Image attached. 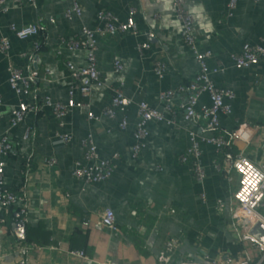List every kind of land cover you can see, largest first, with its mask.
Wrapping results in <instances>:
<instances>
[{
    "label": "crops",
    "instance_id": "1",
    "mask_svg": "<svg viewBox=\"0 0 264 264\" xmlns=\"http://www.w3.org/2000/svg\"><path fill=\"white\" fill-rule=\"evenodd\" d=\"M77 1L80 14L70 17L64 13L70 0H4L6 10L0 12V34L9 40L7 53L0 52V135L5 134L12 145L4 157L3 182L18 197L7 214L0 209V264H17L10 248L15 242H23L26 225L38 226L43 235L41 243H33L36 247L24 252L26 264H159L157 253L169 237L176 239V247L164 264H176L181 257L199 260L204 253L223 259L245 252L254 263L259 258L256 246L239 238L240 229L231 218L237 207L232 197L237 174L228 166L218 169L213 165L221 162L222 152L212 143L198 140L201 179L176 155L189 143V128L201 137L223 135L228 140L224 150L230 154L241 150L264 170V58L235 67L229 57L243 42L264 38V0H236L229 16L224 15L227 0H184L192 15L196 49L209 50L206 63L210 70L221 68L211 71L210 78L217 87L233 92L232 97H223L230 103V112L218 113L213 129L206 127L205 118H183L179 105L185 91L172 97L173 114L158 98L160 90L186 82L198 70L192 51L182 42L180 21L170 0ZM129 6L135 7V32L96 37V65L102 84L91 87L84 98L87 106L69 108L59 124L39 100L42 95L65 100L70 83L65 61L76 66L85 62L83 49L67 48L59 37H76L81 26H100L95 16L100 8L124 20ZM10 22L16 26L33 23L38 31L18 38L8 28ZM209 22L212 30L206 31L202 25ZM35 41L39 45L31 61ZM141 41L148 46L138 52L135 43ZM114 58L122 64L116 73L111 68ZM157 58L168 66L161 76L152 70ZM8 63L17 65L23 74L32 66L38 71L26 97L37 106L15 126L8 122L10 108L17 100L6 80ZM117 82L131 99L122 129L117 126L119 114L114 118L101 114L109 98L106 86ZM73 96L82 98L75 90ZM137 100L146 101L170 121L149 120L145 143L136 156H131ZM208 103L207 94L201 93L196 106ZM88 109L97 117L87 118ZM243 124H257L259 129L246 142L228 138L230 130ZM63 132L70 135L67 142L54 138L55 133ZM87 133L96 145L98 158L117 152L112 158V173L101 181L88 182L71 173L76 161L85 162L80 139ZM49 158L54 161L49 163ZM104 208L112 210L114 228L100 223L99 212ZM9 215L24 219L23 238L12 230L14 221ZM257 232L264 236L263 230Z\"/></svg>",
    "mask_w": 264,
    "mask_h": 264
},
{
    "label": "built area",
    "instance_id": "2",
    "mask_svg": "<svg viewBox=\"0 0 264 264\" xmlns=\"http://www.w3.org/2000/svg\"><path fill=\"white\" fill-rule=\"evenodd\" d=\"M17 2L18 0H14ZM175 15L180 21V34L182 42L192 51L195 60L198 63L196 74L184 83H179L175 87L164 88L158 92V98L163 100L165 109L171 114L174 113L171 99L174 94L185 91V99L180 102L179 109L185 119L205 118L206 127L213 129L218 124V113L230 112V103L225 102L223 97L230 98L233 96L232 90L228 88L217 87L209 73L221 70L220 67L214 66L211 70L208 68L206 58L209 56V50L199 51L194 44L192 34V15L184 7V0H170ZM257 1V0H254ZM236 0H227L224 15L229 16ZM6 10L4 0H0V12ZM81 6L77 0H70L69 6L65 9V15L70 17L80 14ZM134 6L127 8V14L124 20H119L117 16L109 10L100 8L95 12L96 18L101 22L100 26L87 27L81 26L76 37L63 38L59 37L61 42L70 49L81 48L85 52V62L83 65L76 66L71 61L66 60L64 65L66 75L70 80L67 87V96L65 100L52 99L48 95H42L39 103L41 106H48L54 116L61 124V118L69 108L87 106L88 102L84 99L88 96L93 85H101L102 78L100 70L96 65V37L104 34H114L119 31L135 32V22L133 19ZM8 28L18 38H25L33 35L38 31L37 25L33 23L22 24L16 26L13 22L8 23ZM38 46V42H34L30 60L34 61V50ZM148 46L146 41L136 42L135 48L138 52ZM9 48V40L5 35L0 34V52L7 53ZM33 57V58H32ZM230 59L235 67H242L257 63L260 58H264V38L258 42H243L237 51L230 52ZM113 72H119L122 64L118 58H114L111 62ZM168 66L159 58L153 61V72L156 76H161ZM38 76L36 67H29L26 73H22L17 65L8 63L7 66V84L13 93L17 96L16 102L9 111L8 122L10 126L18 124L25 113L36 108V104L26 97L30 93L31 82ZM109 91L107 103L102 107L101 114L108 118H114L117 114V126L124 128L126 126V109L131 103V99L126 97L121 90V82L106 86ZM74 90L77 91L82 98H74ZM201 93H206L209 99L208 104H200L198 106V97ZM135 120L132 129L133 142L131 144V156H136L144 145L148 129L146 124L149 120H166L164 114L157 108L149 105L144 100H137L135 103ZM87 118H96L97 115L91 110H86ZM170 121V120H169ZM259 129L255 125H240L228 132V138H234L241 141H248L250 137ZM28 135L26 130L24 137ZM188 145L186 148L177 153L178 161L188 162L194 176L201 179L203 169L200 163V150L198 140L204 139L213 144L216 150L222 152L221 162H214L216 168L230 167L237 174V185L232 192V197L236 201L237 207L231 212V218L235 226H238V236L242 240H246L254 244L259 252V258L252 263L250 255L245 252L241 256H226L223 259L210 258L204 253L199 260L181 257L176 264H261L264 259V242H261L256 236L252 235L249 230L254 224H261L264 227V170L251 161L247 155L241 150L230 154L224 150L228 145V140L221 134H211L207 137H201L192 129H187ZM54 138L61 142H67L70 135L66 132L55 133ZM82 147V155L85 162L76 161L72 168V175L88 182L101 181L106 179L114 169L112 158L117 157V152H113L108 158H98L96 145L91 134L87 133L80 139ZM12 145L5 134L0 135V209L3 214H7L10 206L16 202L17 193L7 188L3 182L4 176V157L10 153ZM54 158H49L48 162L52 163ZM200 195H202L200 193ZM23 218L17 220V223L23 225ZM99 221L101 224L114 228L115 222L113 212L110 208H104L99 212ZM85 223V222H84ZM36 247L33 243L15 242L10 248L14 252L15 262L17 264H26L24 252L29 247ZM176 247V239L169 237L163 243L160 251L157 253L156 260L159 264H164L172 257ZM78 254H82L81 250H75Z\"/></svg>",
    "mask_w": 264,
    "mask_h": 264
},
{
    "label": "trees",
    "instance_id": "3",
    "mask_svg": "<svg viewBox=\"0 0 264 264\" xmlns=\"http://www.w3.org/2000/svg\"><path fill=\"white\" fill-rule=\"evenodd\" d=\"M39 45V44H38ZM38 47V46H37ZM36 47V48H37ZM35 48V49H36ZM10 216V215H9ZM11 217V216H10ZM10 217H8L9 219H11ZM14 222H17V220L19 219L18 217H14L12 218ZM15 219V220H14ZM43 235L40 233V228L38 226H27L25 227V231H24V237L25 239L23 240V242L25 243H34V244H39L41 243L39 238H41ZM46 241V240H44Z\"/></svg>",
    "mask_w": 264,
    "mask_h": 264
},
{
    "label": "water",
    "instance_id": "4",
    "mask_svg": "<svg viewBox=\"0 0 264 264\" xmlns=\"http://www.w3.org/2000/svg\"><path fill=\"white\" fill-rule=\"evenodd\" d=\"M11 225H12V230L15 232L17 237L23 238V226L17 222H13ZM257 229L264 231V227L261 224L257 223L250 228V233L256 236L261 242H264V236L258 234Z\"/></svg>",
    "mask_w": 264,
    "mask_h": 264
},
{
    "label": "clouds",
    "instance_id": "5",
    "mask_svg": "<svg viewBox=\"0 0 264 264\" xmlns=\"http://www.w3.org/2000/svg\"><path fill=\"white\" fill-rule=\"evenodd\" d=\"M193 11H196V9H193ZM202 27H204L206 31L212 30V26L210 22L207 25H202Z\"/></svg>",
    "mask_w": 264,
    "mask_h": 264
}]
</instances>
